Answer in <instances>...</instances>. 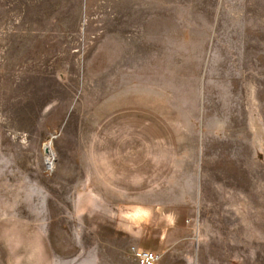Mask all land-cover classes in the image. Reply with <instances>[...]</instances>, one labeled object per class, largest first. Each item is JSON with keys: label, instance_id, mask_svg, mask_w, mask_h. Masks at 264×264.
<instances>
[{"label": "rangeland", "instance_id": "1", "mask_svg": "<svg viewBox=\"0 0 264 264\" xmlns=\"http://www.w3.org/2000/svg\"><path fill=\"white\" fill-rule=\"evenodd\" d=\"M134 248L264 264V0H0V264Z\"/></svg>", "mask_w": 264, "mask_h": 264}, {"label": "built area", "instance_id": "2", "mask_svg": "<svg viewBox=\"0 0 264 264\" xmlns=\"http://www.w3.org/2000/svg\"><path fill=\"white\" fill-rule=\"evenodd\" d=\"M134 252L138 264H156L160 259L156 251L134 248Z\"/></svg>", "mask_w": 264, "mask_h": 264}, {"label": "bare ground", "instance_id": "3", "mask_svg": "<svg viewBox=\"0 0 264 264\" xmlns=\"http://www.w3.org/2000/svg\"><path fill=\"white\" fill-rule=\"evenodd\" d=\"M53 140L52 138H49L45 151H46V156H47V162L49 167H53L54 163H55V151H54V147H53Z\"/></svg>", "mask_w": 264, "mask_h": 264}, {"label": "crops", "instance_id": "4", "mask_svg": "<svg viewBox=\"0 0 264 264\" xmlns=\"http://www.w3.org/2000/svg\"><path fill=\"white\" fill-rule=\"evenodd\" d=\"M140 104H143V103H140ZM155 117V118H154ZM145 124H146V126L147 127H149V126H151L152 124V122H154V121H163L161 118L159 119V116H158V113L156 112V113H147V114H145ZM157 119H159V120H157ZM148 122V123H147Z\"/></svg>", "mask_w": 264, "mask_h": 264}]
</instances>
